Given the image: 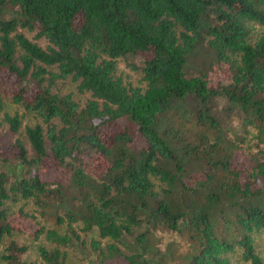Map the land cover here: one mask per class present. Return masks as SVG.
<instances>
[{
	"label": "trees",
	"instance_id": "1",
	"mask_svg": "<svg viewBox=\"0 0 264 264\" xmlns=\"http://www.w3.org/2000/svg\"><path fill=\"white\" fill-rule=\"evenodd\" d=\"M120 58H138L140 84ZM1 111L4 264H33L23 217L47 264H71L70 247L92 253L82 264H230L237 250L264 264V159L234 161L240 135L220 122L264 142V0H0ZM158 229L186 238L178 262Z\"/></svg>",
	"mask_w": 264,
	"mask_h": 264
},
{
	"label": "rangeland",
	"instance_id": "2",
	"mask_svg": "<svg viewBox=\"0 0 264 264\" xmlns=\"http://www.w3.org/2000/svg\"><path fill=\"white\" fill-rule=\"evenodd\" d=\"M29 36L32 37V33H28ZM38 42L43 43V39L39 38L37 39ZM202 46H204V43L202 44ZM205 52V49L202 48V52L199 53V56H202V54ZM201 59L200 57H198V60ZM136 61H138V58H128V59H119L118 63H117V70L116 72L118 74H121L123 76V78L129 82H131L132 84H140L141 83V72L139 69V66L136 65ZM136 65V67H135ZM66 90H71L74 93L75 98H77L79 101L83 102L87 96L88 93H81L76 89V85L73 82L68 81L64 88ZM6 103L5 109L9 112L12 113L14 111V109L18 108L17 105L10 103V97L8 96V94H2V96ZM218 106H221V102L218 101L216 102V108L218 109ZM19 111H21V109H18ZM34 118L31 115H25L23 117V124L25 123H33L34 122ZM221 124L224 122H228L229 125L232 127L231 131H228V134L226 135L227 138L234 140L235 142L238 140V136L240 135V142H239V147L234 149V157L233 160L234 161H241L240 164H244V163H248V161L250 163H252L255 158L259 159H264V142H260L258 137L256 136V128L249 125L247 126V129L244 130L242 133H240L241 131L239 130V122L237 119L233 118V117H229V118H223L222 120H220ZM7 129V126L3 120V111L0 112V133H1V139L3 141L7 140L8 136H7V132H5V130ZM1 149L3 150V152H1L2 150H0V160L2 158V156L4 155V146H1ZM200 150H202V147L200 148ZM262 154V155H261ZM216 155H218V151L216 153ZM242 164L240 166H242ZM21 204V201L18 202H14L11 203V209H15L19 207V205ZM33 206L31 205V203H28L26 208L31 209ZM62 209L65 208V206L61 207ZM61 209V210H62ZM32 210V209H31ZM38 219L43 220L40 215H37ZM17 223L18 225L23 228V231L21 233H17L15 235V237L17 238L18 242L20 243H25L28 245V248L25 252H23L21 254V259L27 260L32 262L33 264H47L45 263L41 257L39 256L38 253V244H46L48 246H50L51 244L43 237L41 236L38 239H33L32 236L29 234V229L24 228V225L27 226H33L34 225V219H31L29 217H23V218H17ZM64 226H62V230H63ZM155 242L158 245V247L160 248H164L166 246V244L168 243V241H176L177 242V246L175 248V254L174 258L175 261H179V255L182 252V250L186 249L187 246V241L186 238L181 236V235H176L174 233L168 232L165 229H158L155 231ZM90 236H87L86 241L89 242ZM180 244V245H179ZM4 245V244H3ZM3 245H0V253L1 251H3ZM256 249L257 251L260 253V255L262 256L263 260H264V236L263 234H259L256 236ZM93 257L92 253L89 252L88 254H86L85 258L84 255L75 247H70L68 249V259L70 261L71 264H82L87 258H91ZM230 264H247V262H245L241 257H240V252L239 250H237L235 253H233V255L231 256L230 259ZM4 259L2 258V256L0 255V264H4ZM171 264H173V261H170Z\"/></svg>",
	"mask_w": 264,
	"mask_h": 264
}]
</instances>
